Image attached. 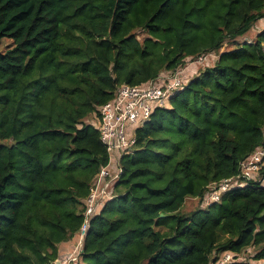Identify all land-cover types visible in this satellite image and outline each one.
<instances>
[{
  "label": "trees",
  "instance_id": "1",
  "mask_svg": "<svg viewBox=\"0 0 264 264\" xmlns=\"http://www.w3.org/2000/svg\"><path fill=\"white\" fill-rule=\"evenodd\" d=\"M261 18L264 0H0V264H53L76 241L108 164L92 122L116 87L210 52L136 129L74 264H210L251 247L264 258V184L182 211L264 150V29L234 46Z\"/></svg>",
  "mask_w": 264,
  "mask_h": 264
},
{
  "label": "built area",
  "instance_id": "2",
  "mask_svg": "<svg viewBox=\"0 0 264 264\" xmlns=\"http://www.w3.org/2000/svg\"><path fill=\"white\" fill-rule=\"evenodd\" d=\"M213 55L215 59L218 57V53ZM199 57L198 62L205 58ZM177 69L163 71L157 77L140 84L121 83L116 87L113 96L99 106L98 117L92 123L97 128L99 139L108 153V164L96 174L95 181L89 188L74 249L59 264H74L78 260L90 219L106 200L113 197V187L121 173V157L133 151L136 129L149 119L155 108L166 106L169 98L187 84L189 79H182L178 72H175ZM263 157L264 150L257 147L239 164L237 175L209 183L200 205L207 207L212 203H218L226 192L237 187L243 188L251 181L257 180L264 184V176L259 178V172L264 166ZM240 260L247 264H264V258L259 260L241 258L239 254L230 251L213 254L210 264H230Z\"/></svg>",
  "mask_w": 264,
  "mask_h": 264
},
{
  "label": "rangeland",
  "instance_id": "3",
  "mask_svg": "<svg viewBox=\"0 0 264 264\" xmlns=\"http://www.w3.org/2000/svg\"><path fill=\"white\" fill-rule=\"evenodd\" d=\"M262 29H264V18H261L259 20H257L253 25L252 27L242 36V37H239L236 44H242L244 41H254L255 40V36L256 34L261 31ZM145 34L144 33H139V37L141 36H144ZM10 44V41L9 40H2L1 44H0V48H5L6 46H8ZM201 58H203V60H201L200 62H198V59L200 58L199 56L196 57L195 59H187L185 58V64L181 67H178L177 71L175 72H178V75L182 78V79H190L191 78V73H190V69H187L185 70L186 66H191L193 67L194 71H192V73H195L197 72V69H195L194 65L197 67H206V66H209V64H212L213 61H215V58H214V55L212 52H210L209 54H202L200 55ZM176 70V69H175ZM170 72V70H169ZM112 199V197L110 198V200ZM109 200V199H108ZM106 200V201H108ZM106 201L104 203H106ZM103 203V204H104ZM102 204V205H103ZM101 205V207H102ZM198 205H200V203L198 202L197 199H192V198H188L186 199L183 207H182V211L184 213H189L193 210H196V208H199ZM201 206V205H200ZM100 207V208H101ZM99 208V210H100ZM207 210L205 211H201L199 213H197V217L198 218H203L205 217L206 215H209L211 213V208H206ZM98 210V211H99ZM259 250V247H251V248H247L245 249L244 251H242L241 253H239V256L244 257V258H253L252 256Z\"/></svg>",
  "mask_w": 264,
  "mask_h": 264
},
{
  "label": "crops",
  "instance_id": "4",
  "mask_svg": "<svg viewBox=\"0 0 264 264\" xmlns=\"http://www.w3.org/2000/svg\"><path fill=\"white\" fill-rule=\"evenodd\" d=\"M256 36H257V34H256ZM216 60V59H215ZM213 63H214V61H213ZM212 63V64H213ZM212 64H209V65H212ZM196 65V64H195ZM194 65V67H195V69H197V72H195V73H192V71H194V69H193V67H191V66H186V68H185V70H187V69H190V73H191V77H193V76H195L197 73H198V71L200 70V69H202V68H204V67H197L196 68V66ZM74 244H75V239H72V240H68V241H66V242H62V243H60L59 245H58V257H57V260L53 263V264H59V262L63 259V258H65V257H67L69 254H71V252L73 251V249H74Z\"/></svg>",
  "mask_w": 264,
  "mask_h": 264
},
{
  "label": "water",
  "instance_id": "5",
  "mask_svg": "<svg viewBox=\"0 0 264 264\" xmlns=\"http://www.w3.org/2000/svg\"><path fill=\"white\" fill-rule=\"evenodd\" d=\"M161 216H162V214H161Z\"/></svg>",
  "mask_w": 264,
  "mask_h": 264
}]
</instances>
